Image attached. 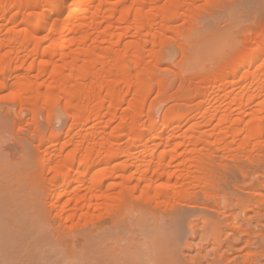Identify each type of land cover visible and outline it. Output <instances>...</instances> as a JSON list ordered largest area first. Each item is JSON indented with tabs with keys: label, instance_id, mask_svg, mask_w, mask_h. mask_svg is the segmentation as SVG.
Masks as SVG:
<instances>
[{
	"label": "bare ground",
	"instance_id": "bare-ground-1",
	"mask_svg": "<svg viewBox=\"0 0 264 264\" xmlns=\"http://www.w3.org/2000/svg\"><path fill=\"white\" fill-rule=\"evenodd\" d=\"M160 1L76 0L70 4L75 8L70 9L68 16L54 19L51 23L50 16L63 12L69 0H59L57 3L55 0H3L0 3V20L13 26L0 31V91L8 92L0 100L6 99L18 107L25 106L33 116L38 114L40 106L48 105L51 108H47L46 112L55 118L59 117L55 113L58 108L72 118V127L67 131L70 137L67 140H62L60 134L50 133L47 138L38 140L33 151L39 169L35 177L43 179L48 173L52 177L49 183L55 187L53 196L51 194L55 202L53 200L50 207L59 210L57 219L62 224L73 223L75 219L78 222L93 223L120 210L127 220L126 226L122 228H114L87 239L73 231L49 232L42 229V221L38 219L35 207L25 197L17 196L14 210L19 211L24 205L34 210V219L31 228L23 234L14 230V227L11 228L12 232H1L7 250L13 249L14 252L17 249L15 241L27 240L28 247H24L23 251L30 260L34 257L43 259L59 255L61 250L72 245L73 249L61 254L63 256L58 257L60 263H57L85 264L81 261L93 253L98 263L113 264L120 260L114 253L120 247L114 250L108 241L120 238L127 232L143 231L138 245L135 242L126 245L120 248V253L126 254L129 249H133L135 254L144 257L145 252H151L154 258L153 262L150 259V263L165 264V261L170 262L177 254L179 241L176 237H170L171 234L188 230L196 235L198 230L196 221L189 219L186 212L175 208V205L178 207L176 201L182 200L191 188H195L192 187L194 185L203 187L207 194L211 193V179L206 170L209 157L198 151L203 147L211 153L213 147L226 151L234 144L243 148L264 149L262 40L260 46L248 48L249 51L235 63L230 57L233 64L230 71L224 74L225 77L195 73L194 76L200 77L199 82H204L206 86L195 85L193 94L185 98L184 102L190 104L198 100L193 111L188 108L189 112L182 113L177 109H169L172 114L178 113L169 119V111L165 110L167 113L161 114V121H150L147 126L141 124L142 105L146 97L154 88L162 92L161 84L164 85V81L157 78V81L152 80L155 87L150 86V80L155 74L149 62H145V55L153 59L154 54L141 52L144 43L139 42L140 39L125 43L123 40L130 37L132 24L136 25L135 32L144 30L160 38L166 35L165 20L183 8L187 0H162L163 5H159ZM40 5L51 8L44 9L46 15L39 21L36 18L38 13L21 10L22 7ZM13 10L16 11L11 13ZM101 21H106L107 25L101 27ZM158 21L163 22L159 27ZM21 25L23 27L19 28ZM69 35L71 37L67 39ZM91 36H94L92 46L87 44ZM113 38L115 41H112ZM121 41L124 43L122 46ZM65 42L76 48H68ZM104 43L109 46L103 47ZM224 63L221 61L217 70L223 71V65L229 62ZM104 66L106 68L103 69ZM239 74L240 80L227 82L229 77L233 79ZM243 84L254 87L253 91L247 86L241 87ZM230 86L235 89L238 87V93L227 91ZM216 89L219 94H223L221 102L222 99L229 100L223 108H220L222 104L220 106L218 101L221 95L215 100ZM193 112L195 116L201 115V121L202 118L206 119L204 124L211 126L209 124L215 119L216 124L208 132L205 130V134L200 131L203 122L190 117ZM246 114L249 119L244 118ZM18 116L20 118L21 112ZM185 118L188 121L196 119V124L191 123L179 134V127L173 123ZM92 121L97 122V126L104 122L105 126L96 132L95 126L90 125ZM15 136L17 139L11 136V128L0 122V189H3V166L18 162L23 155L16 148L9 152L10 157H4L3 152L8 149L5 143L29 142L19 137L18 132ZM49 145H55L56 149L51 151ZM69 146L71 150L65 153ZM160 147L164 149L156 154L154 151ZM182 148H185L183 153L187 155L179 159L178 154L182 152L178 153V150L182 151ZM174 162L177 163L175 170ZM45 165H48V169ZM75 168L82 171L74 172ZM151 172L152 176L149 175ZM53 176L55 181L52 183ZM118 177L120 182L115 181ZM163 177H166V182L159 181ZM64 197L65 201L60 205ZM193 214L196 215V212ZM21 218H17V222ZM206 223L207 220L203 232L209 231L213 238L223 233L217 224L212 223L207 227ZM233 227L240 232L236 225L233 224ZM40 243L47 245V250L34 249ZM159 243L164 244L162 249H156ZM133 257L129 256L130 264L142 261L140 256ZM144 258L143 263L150 261ZM136 259L140 261L136 263Z\"/></svg>",
	"mask_w": 264,
	"mask_h": 264
},
{
	"label": "rangeland",
	"instance_id": "rangeland-1",
	"mask_svg": "<svg viewBox=\"0 0 264 264\" xmlns=\"http://www.w3.org/2000/svg\"><path fill=\"white\" fill-rule=\"evenodd\" d=\"M2 1L0 0V3ZM75 1L69 0L66 9L61 13H55L50 16L49 22L51 23L54 19H62L68 16L70 9L72 7L75 8V6L70 4H74ZM55 2L57 3L59 0H55ZM163 3L164 1L161 0L159 5H163ZM48 8H51V6L22 7L21 10L23 12L38 13L36 18L39 21L43 19V15H46L47 11L44 9ZM15 11L13 10L11 13ZM102 12L104 11L102 10ZM176 12V14L170 12L174 16L170 15L165 20L164 25L167 31L166 35L163 34V38L158 35H156L157 37L152 36L144 30L135 32L134 26L136 25L132 24L130 37L123 40L125 43V41L134 39L139 41L140 39L139 42L142 41L141 43H144L142 45L143 48L141 47V52L143 54H149V52L154 54L153 59L145 55V62H149L148 64L153 67L155 74L149 85L154 88L156 85L154 81H157V78H161L162 82L164 81V85L161 84L163 86L161 88L162 92L154 88L146 97L144 105H142L141 124L143 126H147L150 121H161L163 113H167V111L164 112L165 110L169 111V116L167 114L169 119L173 118L176 113L172 114V111L170 112L172 109L180 110L179 112L182 113L193 111L198 100H193L191 102L193 105H191L184 102L185 98L193 94L192 90L195 85L206 86L204 82H199L200 77L194 76L195 73L200 72L201 75L208 77H216V75L217 77H219L218 75L225 77L226 75L224 76V74L230 71L233 64L231 59L235 63L237 59L249 51L248 48L260 46L261 40L264 44V0H187L183 8ZM101 22V27L107 25L106 21ZM162 23L158 21L157 26L159 27ZM114 25L116 28V22ZM10 27H13L12 24L0 20V31ZM18 27L22 28L23 26ZM93 35L95 36V34ZM94 36H91L87 43L88 45H93L92 37L94 38ZM67 37L69 39L71 36ZM112 41H115V39L113 38ZM90 42L91 44H89ZM123 42L121 41L120 46L124 44ZM65 43L70 49L76 48L73 45H69L68 42ZM102 46L108 47L109 45L104 43ZM225 59L230 64H226L227 61H224ZM221 61L226 64L223 65V71L217 70V66ZM130 67L132 68V65ZM104 68L106 67L104 66ZM240 76L241 74L233 79L228 76L227 82L238 81ZM144 77L147 76L144 75ZM243 86L250 88V91L254 89L248 84H243L241 87ZM235 88L230 86L227 91L234 90L235 93H238L239 88ZM217 92L214 95L215 100L221 95L218 99L220 103L216 102L219 105L222 104L220 108H223L226 106L224 103L229 100L222 99V103L223 94H219V92L217 94ZM7 93L0 91V98L6 96ZM215 100L214 104L216 106ZM47 108L50 109L51 106H40L38 114L33 116L25 106L18 107L9 103L6 99L0 100V122H4L11 128V136L14 139H17L15 133L18 132L19 137L29 140V142L22 143L19 141L16 143L6 142L4 145L8 147L7 152H3L4 157H10L9 152L14 151L16 148L20 149L23 155L18 162L15 161L12 164L3 166V176L1 177L3 189H0V264H56L57 262L60 263L58 259L63 256L61 254L73 249V246L70 245L66 249L61 250L59 255L47 256L43 259L34 257L28 260L29 257L23 251L24 247H28L26 244L27 240L21 239L15 241L17 249L14 252L13 249L7 250L3 245L1 232H12L11 228L14 227V230L23 234L31 228L34 219V210L26 208L23 204L21 210H14V200L17 196L25 197L35 207V213L38 219L42 221V229L49 232L73 231L75 234H82L87 239L88 237L93 238L94 236L107 233L114 228H122L127 223L125 216L120 210L112 216L99 218L93 223L78 222L77 219L73 220V223L62 224L59 222L56 216L59 210L50 207L54 200L52 196L55 189L49 183L51 176L48 173L43 179L35 177L36 171L39 169L37 168V159L33 151L38 140L43 139V137L47 138L50 133L60 134L62 140H67L70 137L67 131L72 127V118L64 115L60 108L55 112L58 113L59 117L55 118L54 115L46 112ZM119 111L121 112V109ZM20 112L21 116L19 118ZM192 115H194V112ZM192 115L190 117L197 118L199 122L201 121V115L196 114V116L194 115L195 117ZM244 118L249 119V115L246 114ZM186 119L175 120L173 123L175 127H179L181 131H178L179 134L183 133L184 129L186 130L191 123L196 124L197 121L196 119L189 121ZM205 120L202 118L200 123L206 122ZM204 122L200 125V131L205 133V130L208 132L209 128H213L216 124V119L209 124L211 126L204 124ZM90 125L95 126L94 130L96 132L101 130L99 129L100 127L105 126L104 122L101 125L98 123L99 126H97V122L93 121ZM49 146L51 151L56 149L55 145ZM71 148V146L67 147L65 153L69 152ZM216 148H212L214 150L212 153L204 149V147L198 151L209 157L208 169L206 170H208L209 179H211V190L209 189L211 193L207 194L203 187L194 185L192 187L195 188H191L192 190L190 189L182 200L176 201L178 207H176V203L172 202L178 211L186 212L188 218L190 217L189 219L196 221L198 230L196 229V235L188 230L176 235L171 234L170 237H176L179 241L176 248L177 254L170 262L169 260L165 261V264H264V149L243 148L238 147L237 144L232 145L231 149L226 151ZM163 149V147H160L154 152L159 154ZM184 149L182 148V151L178 150V153L182 152L178 154L179 159L186 157L187 153H183ZM176 164L174 162L175 166ZM45 166L48 169V165ZM175 166L173 170L177 168ZM74 170V172L82 171V169L78 168ZM204 174L207 175V172H204ZM149 175L152 176V172ZM149 175L147 176L149 177ZM54 179L53 176L52 183L55 181ZM161 180L159 181L166 182V177ZM115 181L120 182V178L118 177ZM173 181L172 177L171 182L173 183ZM195 183L193 182V184ZM75 185L76 182L73 186L75 187ZM72 190L73 188L70 189V191ZM65 198H62L59 204L61 202L64 203ZM162 208L165 210L164 207ZM170 208L167 207V209ZM193 212H196V215ZM20 217H22L21 220L17 222L16 219ZM206 220L207 227L212 223L217 224L223 230V233H219L213 238L209 231L203 232ZM6 223L9 224L6 225ZM233 224L240 228V232H237L238 230L233 227ZM209 233L211 235L207 236ZM143 234V231L127 232L124 236L108 242L112 243L114 250L133 242L138 245ZM29 241L31 242V240ZM163 247V243L156 245V249H162ZM120 248L117 252L118 254L114 252L116 256H119L120 260H118L119 262L116 260L113 264H130L128 259H130L129 256L131 255L140 256L141 258L139 257V259L142 261H144V257L146 261L151 255L148 260L152 258L153 262L154 257L151 252H145L143 254L144 257H142V254H135L133 249H129L126 254H121ZM34 249H39V251L47 250V245L40 243L38 246H34ZM139 259L135 260L136 263L140 261ZM132 261L130 260V262ZM84 262L85 264H100L96 261L93 253L89 254L86 260L83 259L81 261V263ZM141 262L138 264H145L146 262L153 264L150 263L151 260L145 263Z\"/></svg>",
	"mask_w": 264,
	"mask_h": 264
}]
</instances>
